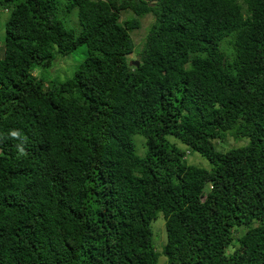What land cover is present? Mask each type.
Masks as SVG:
<instances>
[{"label": "trees", "instance_id": "obj_1", "mask_svg": "<svg viewBox=\"0 0 264 264\" xmlns=\"http://www.w3.org/2000/svg\"><path fill=\"white\" fill-rule=\"evenodd\" d=\"M0 10V264H264V0Z\"/></svg>", "mask_w": 264, "mask_h": 264}, {"label": "rangeland", "instance_id": "obj_2", "mask_svg": "<svg viewBox=\"0 0 264 264\" xmlns=\"http://www.w3.org/2000/svg\"><path fill=\"white\" fill-rule=\"evenodd\" d=\"M8 19H9V13L6 10H0V49H2L3 46V40L5 37V26ZM152 20L153 18L151 16H147L146 18L141 20L140 29L133 31L132 38L137 48H140L142 46L144 36L146 35L147 32V28L151 24ZM64 26L69 27L70 23L67 22L64 24ZM129 59L134 61L138 60L136 54H131L129 56ZM71 63L72 62L68 60L66 63L60 64L57 66V68H54L53 69L54 77H59L60 79H62V77L67 74V66L70 65ZM135 140L138 141V137H136ZM241 144H242L241 141L237 142L232 139H229L226 142V148L240 146ZM186 162L187 164L197 165L199 167H203L208 170L211 168L210 163L196 153L188 155L186 157ZM150 228L152 230L153 238L157 242L156 243L157 251H161V245L166 241V232H165L164 219L162 214L157 215V218L154 221H152ZM164 258L165 257L161 255L158 260V264H165Z\"/></svg>", "mask_w": 264, "mask_h": 264}, {"label": "water", "instance_id": "obj_3", "mask_svg": "<svg viewBox=\"0 0 264 264\" xmlns=\"http://www.w3.org/2000/svg\"><path fill=\"white\" fill-rule=\"evenodd\" d=\"M132 65L138 66L139 65V62L138 61H132Z\"/></svg>", "mask_w": 264, "mask_h": 264}]
</instances>
